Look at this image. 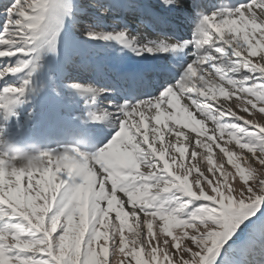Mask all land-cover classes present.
Returning <instances> with one entry per match:
<instances>
[{"label":"snow or ice","instance_id":"obj_1","mask_svg":"<svg viewBox=\"0 0 264 264\" xmlns=\"http://www.w3.org/2000/svg\"><path fill=\"white\" fill-rule=\"evenodd\" d=\"M0 9V114L51 93L78 125L0 159V264H264V0Z\"/></svg>","mask_w":264,"mask_h":264},{"label":"clouds","instance_id":"obj_2","mask_svg":"<svg viewBox=\"0 0 264 264\" xmlns=\"http://www.w3.org/2000/svg\"><path fill=\"white\" fill-rule=\"evenodd\" d=\"M73 146L80 148L82 151H88L87 145L78 138L73 141ZM44 151L47 150L36 144H30L27 147L18 146L8 137L0 134V159L5 160L10 167L25 169L43 167L45 160L40 153ZM57 163L63 165L73 163V161L61 159Z\"/></svg>","mask_w":264,"mask_h":264},{"label":"bare ground","instance_id":"obj_3","mask_svg":"<svg viewBox=\"0 0 264 264\" xmlns=\"http://www.w3.org/2000/svg\"><path fill=\"white\" fill-rule=\"evenodd\" d=\"M213 2H216V3H236V2H238V0H213ZM186 32L188 33V34H190V27L189 28H187L186 29ZM65 104V103H64ZM66 105V104H65ZM72 110V109H71ZM73 111V110H72ZM12 118H13V116H11L10 117V120L12 121ZM71 125H69L67 128H68V137L65 139V141H68V140H70V141H68V142H71V139H70V136L71 137H73L75 134H76V131H77V127H78V125H77V122H75V123H70ZM45 126V124L43 123V124H41V127L39 128V130H38V132H40L41 133V136H39V138L41 137V138H44V137H49V138H52V137H54V138H56V139H60L59 137H58V133L57 132H55V131H50V133L48 132V131H43V127ZM57 126H59V124H57ZM55 129V128H54ZM54 134V135H53ZM29 138H33V139H36L35 137H34V135L30 132V134H29ZM60 144H61V142H60ZM53 148H55V147H53ZM46 150V149H45Z\"/></svg>","mask_w":264,"mask_h":264},{"label":"rangeland","instance_id":"obj_4","mask_svg":"<svg viewBox=\"0 0 264 264\" xmlns=\"http://www.w3.org/2000/svg\"><path fill=\"white\" fill-rule=\"evenodd\" d=\"M4 2H5V0H0V5H2ZM0 10H2V9H0ZM0 22H2V17H0ZM56 99L61 100V99H59L58 97H57ZM33 100H34V101H37V97L33 98ZM27 127L30 128V126H27ZM226 166H227V165H226ZM257 259H259V257H257Z\"/></svg>","mask_w":264,"mask_h":264}]
</instances>
